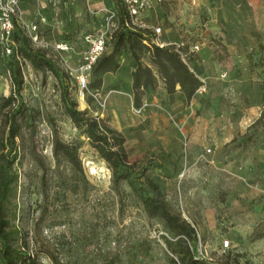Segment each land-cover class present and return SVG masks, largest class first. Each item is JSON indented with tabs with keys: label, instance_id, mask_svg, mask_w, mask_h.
<instances>
[{
	"label": "rangeland",
	"instance_id": "374dc122",
	"mask_svg": "<svg viewBox=\"0 0 264 264\" xmlns=\"http://www.w3.org/2000/svg\"><path fill=\"white\" fill-rule=\"evenodd\" d=\"M0 2L31 46L64 73L58 78L18 57L24 102L19 107L11 66L5 61L13 41L0 15V182L6 176L8 112L15 111L23 128L16 140L13 171L18 179L7 215L13 226L26 232L28 248L40 264H55L53 257L61 264H181L167 244V238L175 241L178 236L162 219L146 213L140 193L127 182L114 185L112 170L91 146L85 127H77L67 115L69 97L116 131L129 162L137 167L158 163L147 175L160 184L170 210L197 229V246L211 263L234 252L242 255L243 264H264V156L258 155L264 149V120L216 149L219 136L226 139V125L249 103L247 94L251 100L261 94L264 101V0H153L145 21L162 27L163 33L168 30L163 35L173 44L202 36L215 47L214 58L203 65L210 76L207 90L193 98V104L177 91L169 94L161 78L148 94L135 90L136 59L127 50L120 68L101 75L97 86L93 68L85 69L89 38L108 27L106 9L118 0ZM209 20L217 27L214 37L204 26ZM115 24L104 54L112 51L122 30L121 14ZM138 53L157 73L148 48ZM220 71H228V76L218 78ZM82 77L85 87L79 82ZM137 96L148 103L142 113L133 109ZM183 122L187 147L178 127ZM195 137L206 146L194 142ZM56 139L79 147L85 176L67 161L57 162ZM225 240H230L229 248H224Z\"/></svg>",
	"mask_w": 264,
	"mask_h": 264
},
{
	"label": "trees",
	"instance_id": "16d2710c",
	"mask_svg": "<svg viewBox=\"0 0 264 264\" xmlns=\"http://www.w3.org/2000/svg\"><path fill=\"white\" fill-rule=\"evenodd\" d=\"M118 2L117 5L113 3L111 8L117 10L118 17L121 14L122 30L119 31L118 39L112 51L107 54L103 53L104 55L102 54L94 64L93 75L97 76V86L99 87L102 84L101 75L116 72L120 68L121 55L124 50H127L136 59V68L132 73L135 90L141 89L148 94L155 88L158 79L161 78L169 94L175 93L177 86H179V90L186 100L191 101L198 96L196 90L201 86L202 81L198 72L192 70L191 53L184 60L181 54L176 51V45L172 42L161 47L153 41L152 34L151 38L145 33V30L129 26V14L121 0H118ZM126 24L127 26H125ZM10 36L13 41L10 44L12 51L5 56V61L11 66L15 92L19 93L18 105L22 107L24 102L20 96V90L23 84V75L18 57L30 61L37 70L51 71L58 78H61L64 73L61 67L54 63L46 53L31 46L28 37L19 27L15 26ZM194 41H188V48L185 47L187 45L183 48L185 52L189 51L190 44ZM145 46L151 54L157 73L140 60L138 51ZM12 100H14L13 95H10L7 101L11 103ZM87 101L90 102V99L87 98ZM141 104V99L137 96L135 105L140 106ZM65 111L77 127H85V133L91 146L111 168L114 185L118 186L121 181L127 182L134 191L140 193L142 206L146 213L149 216L162 219L166 228L178 236L175 241L167 238V244L178 253L181 264H214L208 259L198 256L197 229L170 210L160 184L147 175V171L156 168L158 163L149 162L146 165L137 167L134 163L129 162L121 148V144L118 142L116 131L108 125L102 124L97 117L89 116L85 111L80 110L73 97L67 98ZM263 120L264 108L260 117L251 126L260 124ZM22 128V122L17 117L16 112L9 111L8 149L3 155L6 176L0 182V260L4 264H40L37 254L28 248L26 232L13 226L11 217L7 215L9 205L12 203L10 194L14 193L15 190L13 183L18 179L17 172L13 171V164L18 159L16 140L21 136ZM78 150L77 145L56 139L53 151L57 162L60 163L61 160H65L75 171L83 172ZM241 256L240 253L230 252L217 264H243ZM53 260L55 264H61L55 257H53Z\"/></svg>",
	"mask_w": 264,
	"mask_h": 264
},
{
	"label": "built area",
	"instance_id": "2783aa9c",
	"mask_svg": "<svg viewBox=\"0 0 264 264\" xmlns=\"http://www.w3.org/2000/svg\"><path fill=\"white\" fill-rule=\"evenodd\" d=\"M158 2H161L162 0H157ZM123 6L125 7L127 13L129 14L130 17V24H132L135 28H139V29H143V30H148L151 32V34L153 35V41L159 45V46H164L167 45L165 44L161 39H160V35L163 33V29L162 27L158 26V27H152L150 26L145 20H144V13L146 10H149L150 8L153 7V1L152 0H121ZM4 9L3 5L0 2V15L1 17L4 18V31L7 35V37H10L11 33L13 32V30L15 29V25L12 22L11 19V14L9 11H4L2 12V10ZM107 10V24L108 27L106 28H100L97 32V34L91 38H89V42H90V46H89V50L85 56V60H86V66L85 69L88 71H91L94 64L96 63V61L98 60V58L106 52V50L109 47V41L112 38L113 32L114 30H116V24H115V19L118 17V12L116 9L114 8H108ZM204 37L200 36V39L195 40L193 43L190 44L189 47V51L185 52L184 51V46L187 44L184 41L180 42V43H175L176 45V51H178L182 58L184 60L187 59V56L189 53L195 52L199 50V47L201 46L200 44H202L204 42ZM12 51L11 46L9 45V47L7 48V53L10 54ZM218 78H225L228 76V71H220L219 73H217ZM202 84L201 86L196 90V94H202L207 90V80L206 78H201ZM80 84L82 85V87L86 86V79L84 77H82L79 80ZM191 104H193V99L191 101ZM148 103L147 102H143V104H141L140 106L137 107H133L134 111L136 113H142V111L145 109V106H147ZM165 112L167 113V115L173 120L176 121L174 115L168 111L165 110ZM192 116V110L191 112L187 115V118L190 119V117ZM178 127L180 132L183 135V140H184V145L185 147L188 146V137L186 136L185 132H184V127H185V123H178ZM211 149H207V152H210ZM264 194V191H263ZM230 245V240H225L224 241V248H229ZM198 256L208 259V257L203 253V251L198 247Z\"/></svg>",
	"mask_w": 264,
	"mask_h": 264
},
{
	"label": "crops",
	"instance_id": "0c3cea01",
	"mask_svg": "<svg viewBox=\"0 0 264 264\" xmlns=\"http://www.w3.org/2000/svg\"><path fill=\"white\" fill-rule=\"evenodd\" d=\"M149 10L145 11V13L143 15L144 20H146L145 18L147 16V12ZM204 26L207 30L208 35L210 36L213 34V37H214L216 30H217V27L214 26L213 23H211V20L204 23ZM165 32L167 33L168 30H165L164 33H162L161 40L165 44H167V43H170L171 40H169V37H167L168 36L167 34H166V36L163 35V34H165ZM205 40H206V38L204 39V41ZM200 45L201 46L199 47L198 51L192 52L190 54L192 57V62H191L192 70L193 69L196 70V72H198L199 77L208 79L210 76H209V74H207V70H206V68L203 67V65L205 62H207V61L209 62V60L214 58L213 55L215 52L214 51L215 47H214V45H210L209 42L208 43L203 42ZM229 76H231V75L229 74ZM177 92L182 95V93L179 90V86H177ZM247 96H249L248 97L249 103L246 104L245 108L242 109V114L237 120L231 121V123H229V125H226V128L224 129V131H225L224 134H225L226 139L222 140L221 136H219L220 139L218 141L216 149L220 144L230 142L232 139H234L238 132L244 133L248 129V127L260 117V115L263 111V108H264V102L262 100L261 94H259V98L257 95L255 100L250 99V94H247ZM200 106H201V101L198 98V99H196V108H200ZM194 142H197L200 146H204V147L206 146L205 141L202 140L201 138L195 137ZM258 155L261 157L264 156V149L263 148L259 149ZM261 163L264 164V159L261 161Z\"/></svg>",
	"mask_w": 264,
	"mask_h": 264
},
{
	"label": "bare ground",
	"instance_id": "6f19581e",
	"mask_svg": "<svg viewBox=\"0 0 264 264\" xmlns=\"http://www.w3.org/2000/svg\"><path fill=\"white\" fill-rule=\"evenodd\" d=\"M92 171H94V169H92Z\"/></svg>",
	"mask_w": 264,
	"mask_h": 264
}]
</instances>
